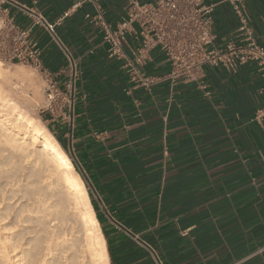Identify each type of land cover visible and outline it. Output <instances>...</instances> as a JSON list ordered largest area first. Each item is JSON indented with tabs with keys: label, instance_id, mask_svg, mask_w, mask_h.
Masks as SVG:
<instances>
[{
	"label": "crops",
	"instance_id": "obj_1",
	"mask_svg": "<svg viewBox=\"0 0 264 264\" xmlns=\"http://www.w3.org/2000/svg\"><path fill=\"white\" fill-rule=\"evenodd\" d=\"M134 1L156 0H0L61 88L76 73L73 128L49 119L48 129L88 186L110 264H264V124L252 120L264 79L249 63L205 67L204 90L167 78L136 85L107 55L97 19L100 9L115 29ZM205 2L215 4L216 48L245 46L231 4ZM27 10L56 25L58 40ZM244 14L264 43V0H247ZM129 47H140L133 34ZM141 70L164 77L170 62L155 49Z\"/></svg>",
	"mask_w": 264,
	"mask_h": 264
},
{
	"label": "bare ground",
	"instance_id": "obj_2",
	"mask_svg": "<svg viewBox=\"0 0 264 264\" xmlns=\"http://www.w3.org/2000/svg\"><path fill=\"white\" fill-rule=\"evenodd\" d=\"M3 63L0 264H110L85 182L54 134L16 94L29 76Z\"/></svg>",
	"mask_w": 264,
	"mask_h": 264
},
{
	"label": "built area",
	"instance_id": "obj_3",
	"mask_svg": "<svg viewBox=\"0 0 264 264\" xmlns=\"http://www.w3.org/2000/svg\"><path fill=\"white\" fill-rule=\"evenodd\" d=\"M226 1L238 17L241 29H245L250 38L245 46L229 42L222 49L216 48L213 33L215 4H207L205 0H156L146 4L134 1L127 16L115 29L106 23L102 10H98L97 19L104 32L103 44L106 45L107 55L123 61L130 80L147 89L167 78L173 85L179 81L195 83L204 90L205 67H221L236 73L240 66L249 63L257 65L264 79V43L253 38L248 27L244 14L247 0ZM27 13L36 25L43 26L57 39L56 25L49 24L34 10H27ZM132 34L140 42L137 52L129 47V35ZM155 49L170 62V72L164 77H146L141 70ZM0 60L29 65L40 71L46 83L43 113L49 114L51 123L62 122L73 128L76 73L61 88L53 75L43 70L39 43L28 30L16 24L7 9L1 7ZM70 61L75 68L72 58ZM252 120L264 124V107L256 111Z\"/></svg>",
	"mask_w": 264,
	"mask_h": 264
},
{
	"label": "rangeland",
	"instance_id": "obj_4",
	"mask_svg": "<svg viewBox=\"0 0 264 264\" xmlns=\"http://www.w3.org/2000/svg\"><path fill=\"white\" fill-rule=\"evenodd\" d=\"M4 63L3 64L5 66H9L13 71L21 69L22 71H24V73H27V77L29 76L31 78L29 80L28 77V80H26L27 82L24 81L22 82L23 84L21 83L18 85L20 87L18 89L16 88V94L22 101L21 103L23 105V108L29 111L33 117L41 119L42 122L46 125V127L49 128L47 121L50 119V116L47 113H43V108L45 106L46 83L44 81L42 73L29 65L9 62ZM15 78L17 80H21L17 77ZM54 136L56 137V135ZM86 187L88 189L87 184Z\"/></svg>",
	"mask_w": 264,
	"mask_h": 264
}]
</instances>
